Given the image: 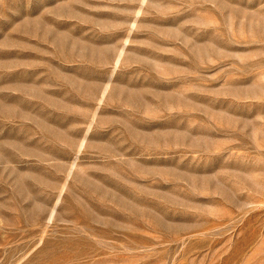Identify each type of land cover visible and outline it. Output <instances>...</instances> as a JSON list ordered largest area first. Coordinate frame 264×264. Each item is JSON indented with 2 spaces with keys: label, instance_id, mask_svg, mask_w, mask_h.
I'll list each match as a JSON object with an SVG mask.
<instances>
[{
  "label": "rangeland",
  "instance_id": "1",
  "mask_svg": "<svg viewBox=\"0 0 264 264\" xmlns=\"http://www.w3.org/2000/svg\"><path fill=\"white\" fill-rule=\"evenodd\" d=\"M0 264H264V0H0Z\"/></svg>",
  "mask_w": 264,
  "mask_h": 264
}]
</instances>
